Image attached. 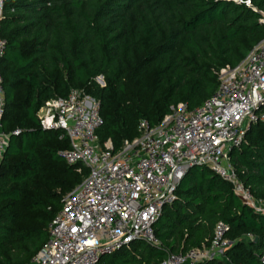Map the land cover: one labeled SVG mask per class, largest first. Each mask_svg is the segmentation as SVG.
<instances>
[{
	"label": "trees",
	"instance_id": "1",
	"mask_svg": "<svg viewBox=\"0 0 264 264\" xmlns=\"http://www.w3.org/2000/svg\"><path fill=\"white\" fill-rule=\"evenodd\" d=\"M261 19L264 0H2L0 264L30 262L63 195L87 173L62 158L69 143L59 129L41 128L36 112L45 101L70 89L94 98L97 140L117 149L140 120L153 126L172 106L192 109L208 98L218 70L264 39ZM229 158L236 177L264 198L263 122L248 126ZM174 194L152 224L156 244L134 241L97 264H159L168 253L208 246L217 221L228 225L232 264H260L264 216L228 182L194 166Z\"/></svg>",
	"mask_w": 264,
	"mask_h": 264
},
{
	"label": "built area",
	"instance_id": "2",
	"mask_svg": "<svg viewBox=\"0 0 264 264\" xmlns=\"http://www.w3.org/2000/svg\"><path fill=\"white\" fill-rule=\"evenodd\" d=\"M5 44L0 37V57ZM217 78L216 90L200 105L188 109L178 103L153 126L140 120L138 134L117 149L108 140H97L101 117L94 98L70 89L63 98L45 101L36 112L41 128L59 129L69 143L60 152L62 158L77 165L76 172L83 166L87 173L63 195L60 210L46 225V242L28 264H97L99 255L134 241L156 244L152 224L174 201L179 181L194 166L228 182L244 204L264 216V198L255 197L236 177L229 158L248 126L264 123V39L236 66L220 68ZM3 112L0 73V159L7 142ZM227 229L217 221L208 246L168 253L159 264H232L224 254L231 243ZM258 259L264 264V239Z\"/></svg>",
	"mask_w": 264,
	"mask_h": 264
},
{
	"label": "crops",
	"instance_id": "3",
	"mask_svg": "<svg viewBox=\"0 0 264 264\" xmlns=\"http://www.w3.org/2000/svg\"><path fill=\"white\" fill-rule=\"evenodd\" d=\"M224 254H225V257L227 258V260L231 262L230 258L227 256V254H226L225 252H224ZM216 262L221 263V262L218 261V260H217ZM231 263H232V262H231Z\"/></svg>",
	"mask_w": 264,
	"mask_h": 264
},
{
	"label": "rangeland",
	"instance_id": "4",
	"mask_svg": "<svg viewBox=\"0 0 264 264\" xmlns=\"http://www.w3.org/2000/svg\"><path fill=\"white\" fill-rule=\"evenodd\" d=\"M97 83L100 82V77H98V79H96ZM248 238H251L249 235H247ZM225 252V251H224Z\"/></svg>",
	"mask_w": 264,
	"mask_h": 264
}]
</instances>
